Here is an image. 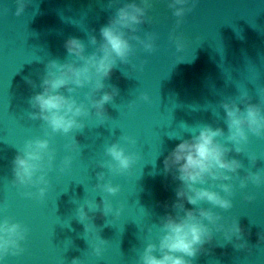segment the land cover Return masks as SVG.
Returning <instances> with one entry per match:
<instances>
[{
    "label": "water",
    "instance_id": "obj_1",
    "mask_svg": "<svg viewBox=\"0 0 264 264\" xmlns=\"http://www.w3.org/2000/svg\"><path fill=\"white\" fill-rule=\"evenodd\" d=\"M2 4L7 11L0 15V204L5 206L2 215L29 228L24 253L9 255L5 264H72L74 257L83 264H136L145 237L155 238L160 219L172 211L164 205L175 200L178 182L164 174L162 163L179 142L169 134L181 132L182 125L204 124L222 127L227 134L221 101L239 96L241 89L247 90L252 103L259 101L258 88L264 87V0H199L177 29L185 37L182 52H177L169 38L175 27L171 10L163 0H155L140 35L156 33V51L146 53L137 48L131 63L139 67L143 62L142 71H131V65L117 62L105 81L106 91L112 87L118 90L105 105L110 120L99 125L86 119L84 129L74 133L80 153L67 172L49 174L51 186L43 202L24 197V190L11 183L18 147L26 139L43 135L42 122L27 119L31 111L28 98L40 89L31 88L25 79L39 85L48 60L64 62V42L69 37L86 45L90 35L99 38V29L115 8L108 6V0H30L17 17L14 0H2ZM86 91L81 90V98ZM141 93H147L151 103L137 101L130 110L128 103ZM122 134L137 140L133 150L140 160L130 174L110 177L121 191L108 199L114 206L123 205V212L116 220L95 214L93 223L108 241L103 256L96 258L75 210L87 200L101 201L102 195L93 187L96 173L106 170L97 164L106 159L105 146ZM183 135L187 138L189 133ZM65 143L66 137H53L57 166L69 154ZM247 150L261 157L254 166L246 153H229V158L243 164L241 175L249 168L264 169V138L250 137ZM245 194L255 199L247 202ZM221 214L238 219L249 252L225 243L217 233L193 264H264V242L260 241L264 187L249 185L241 191L237 185L233 208ZM147 226L153 228L151 234Z\"/></svg>",
    "mask_w": 264,
    "mask_h": 264
},
{
    "label": "clouds",
    "instance_id": "obj_2",
    "mask_svg": "<svg viewBox=\"0 0 264 264\" xmlns=\"http://www.w3.org/2000/svg\"><path fill=\"white\" fill-rule=\"evenodd\" d=\"M14 2V14L19 17L30 0ZM154 2L108 0V6L114 7L115 12L107 24L99 29V38L90 35L86 45L77 37H69L64 42L67 53L64 62L48 60L44 64L39 85L30 78L25 79L31 88L40 89L28 98L31 111L27 112V119L42 122L43 135L26 139L18 147L12 161L14 178L11 183L24 190L21 195L43 202L51 186L49 174L54 170L61 174L67 172L80 153L74 133L84 129L86 119H94L99 125L110 120L105 105L118 95V90L112 87L106 91L105 81L110 78L117 62L131 65V71H142L143 62L139 67L131 63L137 48L146 53L156 51V33L144 32L143 36L140 35L141 26L149 22L148 12ZM163 2L175 18V27L169 38L177 52H182L186 44L185 37L177 29L199 0ZM6 11L7 7L0 0V15ZM89 47L92 48L90 52ZM84 89L87 91L81 98V90ZM258 96L259 101L252 103L247 90L241 89L239 96L221 101L219 108L224 113L227 134L224 128L211 124L192 127L182 125L181 132L169 134L170 139L179 142L171 148L162 163L164 174L171 175L178 182L175 200L170 206L167 203L164 205L166 209L171 207L172 211L160 219L155 238L151 235L145 237L136 264H193L199 253L207 251L205 245L210 244L217 233L222 234L225 243L249 252L251 247L244 238V229L238 219L226 218L221 213L233 208L237 185L241 191L249 185L264 187V169L252 171L249 168L241 175V161L229 158V153L233 151L236 154L246 153L253 166L261 158L247 150L250 137L264 138V87L258 88ZM137 101L151 103V98L147 93H141L137 100L128 103V108L134 109ZM184 132L189 133L187 138ZM56 134L67 138L64 149L69 153L59 166L55 164L56 149L53 147ZM136 144L137 140L133 136L122 134L118 140L105 146L106 159L98 162L97 167L106 171L96 173L97 183L93 187V191L100 193L102 199L99 203L95 199L87 200L75 210L79 221L84 223L91 254L96 258L103 256L108 241L102 238L93 223L95 214L99 212L104 217L111 216L113 220L121 216L123 205L114 206L108 199L121 191L110 177L130 174L140 160V155L133 150ZM254 199L252 194L244 195L247 202ZM4 207L0 204V264H5L9 255L16 257L24 253L23 245L29 233L24 223L2 215ZM152 231L153 228L147 226V233L151 234ZM260 241L264 242V234L260 235ZM72 264L83 262L74 257Z\"/></svg>",
    "mask_w": 264,
    "mask_h": 264
}]
</instances>
